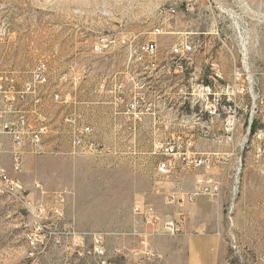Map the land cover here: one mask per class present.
Wrapping results in <instances>:
<instances>
[{
    "label": "rangeland",
    "instance_id": "rangeland-1",
    "mask_svg": "<svg viewBox=\"0 0 264 264\" xmlns=\"http://www.w3.org/2000/svg\"><path fill=\"white\" fill-rule=\"evenodd\" d=\"M149 41L155 53L140 59ZM185 42L192 51L176 56ZM39 61L47 152L25 153L15 171L1 138L0 163L33 205L0 195V264H187L188 240L210 230L215 264H264V0H0V78L15 73L20 86ZM73 119L99 152L72 153ZM169 143L187 159L167 155ZM166 158L173 173L160 178ZM206 177L219 196L188 201ZM168 219L183 233L162 234Z\"/></svg>",
    "mask_w": 264,
    "mask_h": 264
},
{
    "label": "built area",
    "instance_id": "built-area-1",
    "mask_svg": "<svg viewBox=\"0 0 264 264\" xmlns=\"http://www.w3.org/2000/svg\"><path fill=\"white\" fill-rule=\"evenodd\" d=\"M160 32L158 28L156 30ZM193 46L189 42L181 45H175L173 52L176 56H185L190 53ZM156 43L154 41L145 42L138 46L137 52L140 59L147 55L155 53ZM48 82V65L46 61H39L35 68L31 71L30 77L18 86L15 73H9L3 79L0 78V153L6 151L5 145L1 138L6 137L10 145V153L13 160V170L20 171L25 153L43 154L47 152L46 139L49 134V120L45 112L41 108V91ZM119 93L123 91V85H117ZM33 98L31 109L27 108L29 98ZM59 94H55V98H59ZM122 98V96H120ZM133 115L135 119H141V112L132 105ZM34 114V115H33ZM71 128V143L72 153H80L82 151H97L99 149L94 146L88 139L91 127L79 126L76 120L70 121ZM165 153L173 158H181L186 160L188 156L179 153L177 147L173 143H169L165 147ZM195 165H200L204 162L203 159L195 160ZM174 165L172 159L166 158L161 160L157 165V175L160 178H167L173 173ZM161 181L156 183L155 192L157 194H164ZM36 188H39L42 193V185L38 182L35 183ZM0 185H5L6 189H13L15 187H22V194H15V198L21 201L24 206L32 211L31 207L33 201L30 197L25 195V188L23 184L11 176L9 170L0 163ZM222 184L219 180L212 178L198 179V187L194 189L186 198L188 201H193L200 193L208 194L217 197L221 192ZM166 199L173 201L174 197L167 194ZM56 206L53 211L62 216L64 214L62 206L66 202L63 193H55L53 197ZM135 213L143 216L147 223H157V215L154 207L149 203H138L134 207ZM162 234L177 235L183 233V227L175 219L166 220L161 227ZM94 252L102 256L105 249L102 241L96 239L94 243ZM153 255V253H150Z\"/></svg>",
    "mask_w": 264,
    "mask_h": 264
},
{
    "label": "crops",
    "instance_id": "crops-1",
    "mask_svg": "<svg viewBox=\"0 0 264 264\" xmlns=\"http://www.w3.org/2000/svg\"><path fill=\"white\" fill-rule=\"evenodd\" d=\"M201 235L212 236L201 242H196L195 240H188L187 244V264H215L217 258L215 257V246L216 244H221L220 238L217 239L216 235L219 233L215 231H201ZM199 244V245H198ZM215 245V246H214Z\"/></svg>",
    "mask_w": 264,
    "mask_h": 264
},
{
    "label": "bare ground",
    "instance_id": "bare-ground-1",
    "mask_svg": "<svg viewBox=\"0 0 264 264\" xmlns=\"http://www.w3.org/2000/svg\"><path fill=\"white\" fill-rule=\"evenodd\" d=\"M15 194H22V187H15L14 191L13 189H6L5 185H0V195H7L15 198Z\"/></svg>",
    "mask_w": 264,
    "mask_h": 264
},
{
    "label": "trees",
    "instance_id": "trees-1",
    "mask_svg": "<svg viewBox=\"0 0 264 264\" xmlns=\"http://www.w3.org/2000/svg\"><path fill=\"white\" fill-rule=\"evenodd\" d=\"M255 129V121L252 122L251 130L253 131Z\"/></svg>",
    "mask_w": 264,
    "mask_h": 264
}]
</instances>
